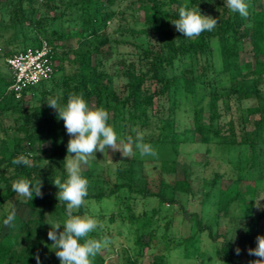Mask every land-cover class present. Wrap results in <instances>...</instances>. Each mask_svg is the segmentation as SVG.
Wrapping results in <instances>:
<instances>
[{
    "label": "rangeland",
    "instance_id": "1",
    "mask_svg": "<svg viewBox=\"0 0 264 264\" xmlns=\"http://www.w3.org/2000/svg\"><path fill=\"white\" fill-rule=\"evenodd\" d=\"M74 1L79 0H0V96L8 82L4 61L7 54L27 47L42 36L52 44L56 55L55 71L50 79L18 99L5 98L6 107L0 98V158L5 152H12L15 158L27 157L26 166L32 174L41 177L49 174L43 183L49 187L50 198L56 199L58 189L52 182L57 177L62 183L67 179L64 158L69 136L63 120L46 102L50 97H60V101L65 99L62 104H66L70 93L79 94L80 80L85 82V89L92 86L88 78L92 69H76L67 60L85 51L96 54L93 68L99 81L119 98L126 94V72L146 73L144 87L151 95V102L144 125L130 122L128 101L115 114L107 110L105 100L98 107L89 100V108H104L109 113L107 123L117 134L118 146L121 140L133 142L134 155L123 158L118 150L107 149L103 154L95 153L96 160L90 165H82V175L89 181L88 195L102 194L101 198L86 197L81 207L79 216L93 218L102 225L89 233L88 238L110 239V244L98 253L103 264H123V251L137 257L140 264H225L215 252L222 239L234 251L239 248V260L244 259L247 250L256 247V237L264 236V141L256 143L253 160L246 143L228 144L201 134L194 127L207 124L210 103L220 95L215 104L220 113L218 123L224 124L221 133L230 134L225 123L231 120L232 137L237 141L242 139L255 121L264 116V78L255 82L252 77L241 76L243 70L223 71L216 37L207 40L208 50L202 54L179 52L171 65H159L157 54H166L167 42L175 44L187 39L171 23L175 20L172 16L175 4L168 0H111L110 4L99 0L89 4L86 10L80 9V4H73ZM249 1L253 2L252 7L256 6L254 3L264 6V0H246L248 4ZM185 2L190 9L198 7L201 14L218 22L226 17L232 20L234 16L225 0ZM151 3L164 12L162 35L142 21V6ZM248 27L244 23L233 24L239 60L251 57ZM62 57L65 58L61 60ZM229 74L237 76L231 79ZM164 79L175 80L177 85L168 83L163 87ZM185 79L193 85L190 92L184 90ZM233 81L250 96L243 97L242 92L224 95ZM63 88L67 89L66 93ZM247 107L259 110L248 113ZM43 120L47 127L39 131L38 125ZM46 135L49 139L37 141ZM140 135L157 155H139L135 142ZM59 144L64 148V163L57 162L51 167L48 158ZM5 164V161L0 164L4 177L20 166L4 167ZM184 174L189 180L188 193L171 187V181L182 179ZM159 177L166 183V197L172 196L175 203L136 192L143 187L155 190ZM17 180L0 178V234L19 235L22 221L28 215L22 204L24 197L11 190ZM115 183H129L131 190H113ZM222 190L234 196L225 212L217 211ZM258 202L260 209L255 207ZM6 210L16 213L14 227L3 224L1 215ZM53 213L54 208L43 209L39 264H45L55 251L53 241L47 236L51 226L60 223ZM195 219L209 227L214 240L209 238L207 228H197ZM61 228L62 225L57 234ZM139 239L144 243L135 242ZM256 259L259 258L249 255L250 262Z\"/></svg>",
    "mask_w": 264,
    "mask_h": 264
},
{
    "label": "trees",
    "instance_id": "2",
    "mask_svg": "<svg viewBox=\"0 0 264 264\" xmlns=\"http://www.w3.org/2000/svg\"><path fill=\"white\" fill-rule=\"evenodd\" d=\"M27 2H30V0H26ZM53 1V0H51ZM99 0H79L74 1L73 4H80V9L86 10L89 6V4L95 3ZM106 2V0H105ZM169 3L175 4L174 7V13H173V19H178V8L186 3L185 0H168ZM107 3H111V0H107ZM21 4V3H20ZM256 4L255 7H252L253 2L249 1V9H248V16L241 17L238 13H234V16L232 20L228 17L221 18L216 26V28L212 31H205L200 34V36L194 38V39H181L177 43H166V54L164 56H161L160 54H157L158 56V62L160 64L165 65H171L174 55L177 53H188L191 55H198L206 52L208 50V43L207 40L210 37H216L218 46H219V52H220V58H221V67L222 70L225 72L231 73V70H243V73L241 76L243 77H252V79L255 82H261L263 80L264 76V6L259 3ZM143 23L150 27V29L157 33L158 35H162V19L161 15H164V12L160 10L158 6H155L154 4L150 5H143ZM239 15V17H238ZM86 22L88 23V19H86ZM244 23L248 24V34H249V40L251 45V57L248 60H239L238 58V49H237V33L233 29L234 23ZM39 37V36H38ZM37 37V38H38ZM42 37V36H40ZM37 38L33 40L31 44H29L27 47H32L37 43ZM46 39V41L52 46V44L49 42V40L46 37H42ZM26 46L22 47L19 50L25 49ZM53 53H52V60L54 61L55 66V60L56 55L54 53V47L52 46ZM18 51V50H16ZM10 52L8 55L16 52ZM65 57H62L61 60H63ZM68 63L71 66H76V69L82 70L85 68H91L92 71L89 73V81L91 82L92 86L90 89H85V82L83 80H80V83L78 85V92L79 94L83 95L84 100L89 103V100H93L95 107H98L103 101L106 102L107 110L114 111L115 114L118 113L119 108L121 105H123L124 102H129V120L132 124L138 123L140 125H144L147 121V106L151 102V95L150 93H147L144 87V82L146 81V73H134V72H126V94L124 97L119 98L113 90L108 88L105 84H102L99 81L98 74L94 71V64L96 61V54H94L91 51H85L82 53H77L73 55L70 59L67 60ZM156 65V66H159ZM8 73V82L6 86L4 87L0 98L3 100L2 104L5 103V98L10 99H18L23 93L26 91L35 88L34 87H28L21 91V94L19 97H14V95L6 90L7 85L9 84V71L7 69ZM235 74H229V77L231 79H235ZM52 77V76H51ZM1 80V78H0ZM45 82V81H44ZM43 82L39 83L38 85L42 84ZM168 83L176 84L175 80H169L164 79L163 81V87L166 86ZM233 85L229 87L223 94L229 95L233 93H239L242 92L243 97H249L250 93L243 90L238 89L236 87L235 81L232 82ZM184 90L185 91H192L193 85L191 81L188 79H185L184 83ZM37 85V86H38ZM177 85V84H176ZM63 93L67 92V89H62ZM220 95H216L215 99H213L210 103L209 108V114H208V122L207 124L200 125L196 124L194 129L196 131H199L201 134H205L206 136H210L213 138H220L223 142L228 144L233 143H239L243 144L246 143L249 147L251 158L254 160L256 156V143L264 141V128H263V119L264 116H262L260 119L255 121L254 127L246 133L242 139L236 140L234 137H232V127H231V120H228L225 124L228 126L226 127V130L230 132L228 136L225 135V133H221V127L224 126V124L218 123V117L220 116L219 111L216 109L215 101ZM65 99H62L60 103H64ZM1 104V105H2ZM7 104H4L3 107H6ZM225 109L227 110V105L225 104ZM258 107H247L246 111L248 113H255L258 111ZM52 118V115H50ZM215 122V126H214ZM39 131H41L43 126H46V121L43 120L41 123H39ZM47 127V126H46ZM50 129L51 127L48 126ZM48 129V130H49ZM47 130V131H48ZM49 139V135H46L45 137L39 138L37 141L41 142L43 140ZM51 140H53V137H51ZM63 157H64V148L61 144L54 147L52 149V153L50 157L48 158L49 165L51 167L55 166L58 162L60 165H63ZM15 158L14 154L12 152H5L2 153L0 158V164L2 162H6L4 167H9L14 165L12 163L13 159ZM49 174L43 175L41 177L38 174H32L30 169L24 165L20 164L18 169H16L11 175L4 177L3 175V169L0 170V178L3 180H9L11 178L14 179H28L31 180L33 183H35L38 179L42 181V198L33 196V199L29 201L27 198L24 197V200L22 201V204L24 207L28 209V215L27 217L22 221L21 225V232L19 235L11 236L7 233L0 234V264H36L37 257H38V251L40 250V244L42 243V233L44 229V222H43V209L44 208H54L55 213H53L55 216H57L59 222L61 225L68 219V217L65 214V203L63 201H58L57 198L53 199L49 196V187L43 183V180L47 179ZM166 186V183L159 177L156 182V189L150 190L146 187H143L141 189L136 190L137 193H139L142 196H152L159 199V201L167 202V203H175V199L172 198V196L166 197L164 192V187ZM171 187L173 190H177L180 192L188 193L190 190L189 180L187 178V175L184 174L182 179H175L171 181ZM121 188H125L126 190H131L129 183H115L113 185V190H118ZM223 194V198L220 200V203L217 207V211L219 212H225L230 202L233 200L234 196H229L228 193L225 191H221ZM95 197V198H101V193H96L94 195H88L87 197ZM82 213V208H80L78 211H75L73 215H80ZM9 214V210L5 211L1 215V219H5L7 215ZM129 217H133V215H129ZM196 226L199 230H202L204 228H207L208 230V236L211 240H214L215 236H213L210 233V229L208 226L200 225L198 222V219H195ZM60 231H63V226ZM83 243V240L80 241ZM138 244H143L144 242L139 239L135 241ZM46 247V246H45ZM56 250V249H55ZM215 252L217 255L221 258V260L225 264H250L249 261V254L247 252L246 257L244 259L239 260L238 255L236 252L232 249L229 242L222 239L220 245H218L215 248ZM39 258V257H38ZM92 259V264H103V259L101 255L97 254ZM45 264H60L59 259L55 255V251L52 253L51 258L47 260ZM123 264H140L137 257H130L127 255L125 251H123Z\"/></svg>",
    "mask_w": 264,
    "mask_h": 264
},
{
    "label": "clouds",
    "instance_id": "3",
    "mask_svg": "<svg viewBox=\"0 0 264 264\" xmlns=\"http://www.w3.org/2000/svg\"><path fill=\"white\" fill-rule=\"evenodd\" d=\"M225 3L231 13H239L245 18L248 16L250 5L246 0H225ZM178 14L179 18L171 23L177 32L189 39H194L205 31L214 30L218 23L216 18L201 14L198 7L190 9L187 3L178 8ZM46 103L56 111L58 118L63 120L64 128L69 136L66 145L67 155L64 158L67 179L62 183L57 177L52 182L58 189L57 200L65 203V214L68 219L62 225L63 231L57 234L61 224L56 223L51 226L47 236L53 241L52 246L56 249L55 255L60 264H92L91 258H94L102 248H106L110 244V239L108 237H104L103 240L88 238L89 233L102 225L93 218L73 215L85 204V198L88 196L89 181L82 175V165H90L96 160L95 153L103 154L107 149L118 150L123 158L130 157L134 155L133 142L129 140L125 143L121 140L118 146L117 134L107 123L109 113L104 108H89L82 94L70 93L66 104L60 103V97H50ZM135 149L141 157L157 155L152 145L144 142L142 135L137 137ZM12 163L27 165L29 161L27 157L20 155L14 158ZM41 189L42 181L39 179L35 183L28 179H19L11 185L14 193L29 201L33 199V196L42 198ZM255 207L260 209L262 206L258 202ZM15 217L16 213L10 212L3 220V224L14 227ZM81 240L83 243L80 242ZM235 251L237 255L240 253L239 248ZM247 251L249 255L259 258L250 264H264V236L258 235L256 247ZM37 264H39L38 257Z\"/></svg>",
    "mask_w": 264,
    "mask_h": 264
},
{
    "label": "built area",
    "instance_id": "4",
    "mask_svg": "<svg viewBox=\"0 0 264 264\" xmlns=\"http://www.w3.org/2000/svg\"><path fill=\"white\" fill-rule=\"evenodd\" d=\"M52 53V46L39 36L34 46L6 56L4 61L10 75L6 90L17 98L22 90L50 79L55 71Z\"/></svg>",
    "mask_w": 264,
    "mask_h": 264
}]
</instances>
